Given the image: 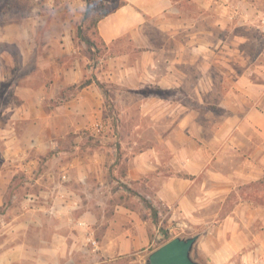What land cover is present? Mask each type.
<instances>
[{"label": "crops", "instance_id": "0c3cea01", "mask_svg": "<svg viewBox=\"0 0 264 264\" xmlns=\"http://www.w3.org/2000/svg\"><path fill=\"white\" fill-rule=\"evenodd\" d=\"M122 1L96 25L108 67L119 72L121 114L135 103L152 129L164 120L167 134L135 155L139 174L151 172L170 225L215 227L214 236L198 237L204 264H264V0ZM56 21V37L69 44L73 21ZM74 81L66 76L49 90L46 82L37 90L18 86L20 107L11 108L10 129L0 130L8 165L5 175L0 168V264H145L152 250L158 229L148 210L108 190L110 146L80 159L77 146L62 148L48 130L24 128L49 120L43 101ZM88 92L55 107L57 135L101 114V96ZM9 166L26 171L23 181L15 182ZM160 166L182 175L160 180ZM229 198L227 214L207 212L205 199Z\"/></svg>", "mask_w": 264, "mask_h": 264}, {"label": "rangeland", "instance_id": "374dc122", "mask_svg": "<svg viewBox=\"0 0 264 264\" xmlns=\"http://www.w3.org/2000/svg\"><path fill=\"white\" fill-rule=\"evenodd\" d=\"M112 2L117 3L115 0H94L95 12H105L112 8L114 6ZM84 10L85 0H0V74L3 75L0 76V130L10 129L11 108L13 110L15 107H20V103L16 101L21 90L18 86L28 84L32 90H37L40 84L46 82L49 90V85L54 84L55 81L62 80L66 76L74 78L75 81L70 85L61 88L53 97L43 101L44 112L51 115L49 120L42 119L43 121L39 123L31 122L29 126L25 124V130H48L47 139L49 141L57 142L62 148L77 146L78 153L74 155L79 156L80 159H84L85 154L90 153L91 149L103 153L101 146L103 144L110 146L112 151H106L107 161L104 165L106 170L104 178H107L108 190L121 192L120 197L123 193L126 201L132 206L142 202L148 210L153 226L158 229L157 233L152 234L151 251L160 246L161 244H158L166 237L171 239L175 236L185 237L194 234L200 236L207 233L214 236L216 233L214 226L212 232H208L194 230L188 224L170 225L168 222V210L170 209L154 193L156 187L151 186V172L139 174L140 168L136 166L134 157L140 153L141 147H148L157 139H166V127H163L166 126L165 121L161 120L157 124V130L152 129L154 124L151 120L141 119L140 115L135 112V103L128 104L127 112L121 114L120 102H118L121 91L120 77L118 71H110L108 67L110 52L94 34V28L87 29L88 22L82 27L86 28V36L88 35L95 45H88L78 37V27L81 25ZM59 15H63L64 18L70 16V21H73L69 44L64 42L62 37H56V32L59 30L56 18ZM75 15L79 16L76 19L72 18ZM66 46H69V51L62 53L61 49ZM74 68L78 69L74 70ZM85 82L88 83L79 87ZM96 82L101 83L107 90V97ZM82 88L89 90L88 93L95 98L101 96V114L99 112L100 115L97 118L88 119L75 133L57 135L55 129L50 128V123L54 124L55 121V107L74 97ZM146 93H151V89H147ZM95 123L101 126L99 133H95L92 129ZM135 125L139 127L135 129ZM17 127L23 130L22 122H19ZM157 131H159L158 135ZM1 141L0 139V168L5 175L8 165L1 163L2 156H4ZM166 159V150L160 151V162L162 160L165 162ZM144 168L149 169L145 166ZM12 170L15 182L23 181L26 171L19 167H10L8 173L12 174ZM155 172L160 180L175 174L182 175L181 172H175L173 167L168 166H160ZM136 176H139V179H135ZM77 188L78 185L75 184L74 189ZM234 201L232 198L204 200L208 204L207 212L215 210L223 215L230 212ZM147 205L153 208L155 216H152ZM228 234L229 232L227 236ZM201 244L202 240L197 239L191 255L200 264H204L205 257L200 255L203 250Z\"/></svg>", "mask_w": 264, "mask_h": 264}, {"label": "water", "instance_id": "95a60500", "mask_svg": "<svg viewBox=\"0 0 264 264\" xmlns=\"http://www.w3.org/2000/svg\"><path fill=\"white\" fill-rule=\"evenodd\" d=\"M199 234L175 236L151 251L145 264H200L191 253Z\"/></svg>", "mask_w": 264, "mask_h": 264}, {"label": "trees", "instance_id": "16d2710c", "mask_svg": "<svg viewBox=\"0 0 264 264\" xmlns=\"http://www.w3.org/2000/svg\"><path fill=\"white\" fill-rule=\"evenodd\" d=\"M115 1H117V3L114 4V2H112L114 4V6L112 8H109L105 12H98L97 13V12H95V9H94V6H95L94 5V0H85L84 16H83L81 25H79V27H78V37H80L82 40H84L88 45L94 46L95 43L91 40V38L88 35L86 36V34H85V29L86 28L83 29L82 25H85V24H87L86 22H88L87 29L90 28V27H93L94 28V34L97 36L96 25H97L98 20L100 18H102L104 15H106L107 13H109L110 11H112L113 9H115V8H117V7H119V6L124 4V1H122V0H115ZM100 42L102 43V41H100ZM87 83L88 82L82 83V84H80L79 87H82L83 85H86ZM96 84L104 91V94L107 97V90L104 88V86L101 83H99V82H96ZM141 199L144 201V198L141 197ZM147 206H148V208H150V210L152 212V216H155V211L153 210V208L150 205H147ZM168 239L169 238L166 237L158 245L164 243Z\"/></svg>", "mask_w": 264, "mask_h": 264}, {"label": "built area", "instance_id": "2783aa9c", "mask_svg": "<svg viewBox=\"0 0 264 264\" xmlns=\"http://www.w3.org/2000/svg\"><path fill=\"white\" fill-rule=\"evenodd\" d=\"M226 2L228 1V0H225ZM226 2H224L225 4L224 5H226ZM100 124L99 123H95L94 125H93V131L95 132V133H99L100 132ZM61 179L63 180V181H65V180H67V174L66 173H63L62 175H61ZM60 196L62 197V198H65V196L63 195V194H60ZM30 199H32L31 197H30ZM92 243H94V242H92Z\"/></svg>", "mask_w": 264, "mask_h": 264}]
</instances>
